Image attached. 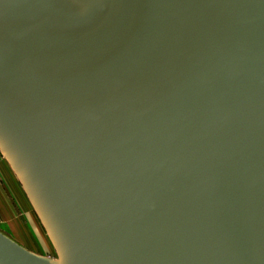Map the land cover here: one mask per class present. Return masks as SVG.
I'll return each mask as SVG.
<instances>
[{"label":"water","instance_id":"water-1","mask_svg":"<svg viewBox=\"0 0 264 264\" xmlns=\"http://www.w3.org/2000/svg\"><path fill=\"white\" fill-rule=\"evenodd\" d=\"M0 153V264H264V0H0Z\"/></svg>","mask_w":264,"mask_h":264},{"label":"rangeland","instance_id":"rangeland-1","mask_svg":"<svg viewBox=\"0 0 264 264\" xmlns=\"http://www.w3.org/2000/svg\"><path fill=\"white\" fill-rule=\"evenodd\" d=\"M0 233L34 255L58 259L48 235L1 153Z\"/></svg>","mask_w":264,"mask_h":264}]
</instances>
